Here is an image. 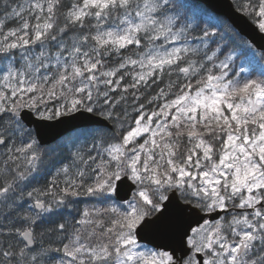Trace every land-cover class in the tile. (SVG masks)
Listing matches in <instances>:
<instances>
[{
    "label": "snow or ice",
    "instance_id": "obj_1",
    "mask_svg": "<svg viewBox=\"0 0 264 264\" xmlns=\"http://www.w3.org/2000/svg\"><path fill=\"white\" fill-rule=\"evenodd\" d=\"M0 264H264V45L184 0H0Z\"/></svg>",
    "mask_w": 264,
    "mask_h": 264
},
{
    "label": "water",
    "instance_id": "obj_2",
    "mask_svg": "<svg viewBox=\"0 0 264 264\" xmlns=\"http://www.w3.org/2000/svg\"><path fill=\"white\" fill-rule=\"evenodd\" d=\"M203 3L207 8L212 12L225 16L230 23L245 37H247L255 46L264 45V40L261 39L260 34L250 25L243 17L239 16L236 13H229L225 15V12H228V5L232 3V0H196ZM94 119V118H92ZM52 126L43 130L40 140L41 145H47L55 142L69 132H72L76 129L82 128L90 123V118L88 114H77L75 119L66 117L62 122H51Z\"/></svg>",
    "mask_w": 264,
    "mask_h": 264
},
{
    "label": "trees",
    "instance_id": "obj_3",
    "mask_svg": "<svg viewBox=\"0 0 264 264\" xmlns=\"http://www.w3.org/2000/svg\"><path fill=\"white\" fill-rule=\"evenodd\" d=\"M184 2L186 3V4H188L189 6H191V7H193V8H197V9H205V10H209V11H211L209 8H207L205 5H203L202 3H200V2H198V1H195V0H184ZM220 18L222 19V20H224L225 21V23H227V24H229V25H231L233 28H235L228 20H227V18L226 17H224V16H222V15H220ZM235 30L239 33V35H240V37L243 39V40H247V41H249L245 36H243L236 28H235ZM250 42V41H249ZM257 60H259V58L257 57ZM256 71H257V74L259 73V66L257 67V69H256ZM77 131H75V132H73V133H76ZM73 133H71V134H73ZM71 134H69V135H71ZM68 135V136H69ZM65 138L66 137H63V138H61V139H59V140H57V141H55V142H53V143H50V144H47V145H41L42 147H45V146H48V147H53V146H55V144L56 143H58V142H60L61 140H65ZM41 182H43V181H41ZM82 201H83V204H81V207H84V206H89L93 201H92V199L91 198H87V197H83V198H80Z\"/></svg>",
    "mask_w": 264,
    "mask_h": 264
},
{
    "label": "rangeland",
    "instance_id": "obj_4",
    "mask_svg": "<svg viewBox=\"0 0 264 264\" xmlns=\"http://www.w3.org/2000/svg\"><path fill=\"white\" fill-rule=\"evenodd\" d=\"M75 135H76V133H73V134L67 136V137L65 138V140H68V139H70L71 137H73V136H75Z\"/></svg>",
    "mask_w": 264,
    "mask_h": 264
},
{
    "label": "bare ground",
    "instance_id": "obj_5",
    "mask_svg": "<svg viewBox=\"0 0 264 264\" xmlns=\"http://www.w3.org/2000/svg\"><path fill=\"white\" fill-rule=\"evenodd\" d=\"M196 1V0H195ZM199 2V1H198Z\"/></svg>",
    "mask_w": 264,
    "mask_h": 264
}]
</instances>
